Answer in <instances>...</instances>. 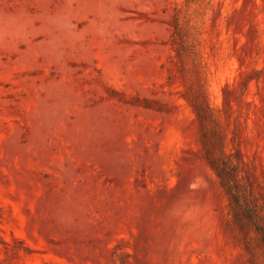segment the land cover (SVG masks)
<instances>
[{"label": "rangeland", "instance_id": "374dc122", "mask_svg": "<svg viewBox=\"0 0 264 264\" xmlns=\"http://www.w3.org/2000/svg\"><path fill=\"white\" fill-rule=\"evenodd\" d=\"M205 146L264 213V0H0V264H251Z\"/></svg>", "mask_w": 264, "mask_h": 264}, {"label": "trees", "instance_id": "16d2710c", "mask_svg": "<svg viewBox=\"0 0 264 264\" xmlns=\"http://www.w3.org/2000/svg\"><path fill=\"white\" fill-rule=\"evenodd\" d=\"M192 106L197 114L199 121L203 122L209 117H211L212 109L207 103H192ZM205 158L208 161L210 167L217 174L220 179V183L230 196V215L231 221L233 224L238 227V232L242 234V244L249 255L248 262L253 264L255 259L256 249L262 250L263 253V263H264V213L263 211H252L248 210L247 212L242 213L241 207L242 203L246 201L235 192V184L231 181V173H228L225 165H229L221 162V160L216 157L212 149H208L205 146ZM241 156V153H238ZM241 161V159H239ZM233 174V173H232ZM233 176V175H232ZM254 229L256 237L252 238L249 235L250 229Z\"/></svg>", "mask_w": 264, "mask_h": 264}]
</instances>
